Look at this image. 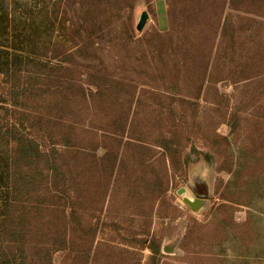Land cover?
Returning a JSON list of instances; mask_svg holds the SVG:
<instances>
[{"label": "rangeland", "instance_id": "374dc122", "mask_svg": "<svg viewBox=\"0 0 264 264\" xmlns=\"http://www.w3.org/2000/svg\"><path fill=\"white\" fill-rule=\"evenodd\" d=\"M44 1L17 77L42 95L41 183L10 264H264V0Z\"/></svg>", "mask_w": 264, "mask_h": 264}, {"label": "trees", "instance_id": "16d2710c", "mask_svg": "<svg viewBox=\"0 0 264 264\" xmlns=\"http://www.w3.org/2000/svg\"><path fill=\"white\" fill-rule=\"evenodd\" d=\"M44 0H0V74L11 81L9 89L3 88L4 97L0 95V264H10V258L6 256L10 242L3 241L7 236L15 234L21 239L19 250L13 254L21 256L26 247L23 224L27 218L26 201H23L30 188L41 183L38 174L42 155V144L45 137L40 135L42 129H36L31 122L35 118V112L26 108V102L42 103L40 87L28 89L17 84V77L23 79L30 72V66L42 65L39 54L42 52L43 22L40 15L46 10ZM35 72V71H34ZM14 79V80H13ZM35 79H39L36 77ZM15 81L13 83V81ZM40 96V97H39ZM41 98V100L39 99ZM43 116V115H42ZM40 116L41 120L47 121ZM40 120V121H41ZM120 137L109 136L114 142ZM132 146L147 150L148 147L130 141ZM116 154L117 159L126 154L121 152L118 144L115 149L106 147ZM151 150V149H150ZM124 159L120 160V163ZM47 169L54 174L58 171V163L47 160ZM125 163V161L123 162ZM166 168V172H167ZM168 173V172H167ZM166 173V174H167ZM109 185V184H108ZM57 199L71 206L74 211L68 216L72 222L76 220V209L73 204V191H59ZM41 207L38 206L37 210ZM44 210V209H43ZM66 216L65 211H61ZM16 238V239H17ZM150 250L153 254H160V244L154 243ZM21 254V255H20ZM22 258V256H21Z\"/></svg>", "mask_w": 264, "mask_h": 264}, {"label": "water", "instance_id": "95a60500", "mask_svg": "<svg viewBox=\"0 0 264 264\" xmlns=\"http://www.w3.org/2000/svg\"><path fill=\"white\" fill-rule=\"evenodd\" d=\"M148 18H149V14H148V12H147V11H144V12L142 13L141 18H140V21H139V23H138V25H137V29H138V30H142V29L144 28V26H145V24H146Z\"/></svg>", "mask_w": 264, "mask_h": 264}]
</instances>
